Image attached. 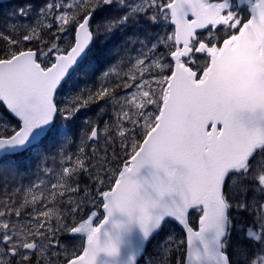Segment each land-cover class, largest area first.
I'll list each match as a JSON object with an SVG mask.
<instances>
[{
    "label": "snow or ice",
    "instance_id": "1",
    "mask_svg": "<svg viewBox=\"0 0 264 264\" xmlns=\"http://www.w3.org/2000/svg\"><path fill=\"white\" fill-rule=\"evenodd\" d=\"M3 7L0 264H264V0Z\"/></svg>",
    "mask_w": 264,
    "mask_h": 264
},
{
    "label": "rangeland",
    "instance_id": "2",
    "mask_svg": "<svg viewBox=\"0 0 264 264\" xmlns=\"http://www.w3.org/2000/svg\"><path fill=\"white\" fill-rule=\"evenodd\" d=\"M6 1V2H4ZM24 2V0H0V5L4 6L3 7V11H9L12 8L16 7L17 5H22ZM91 86V85H89ZM103 103V102H101ZM95 112V106H93V108L91 110L88 111V115H93ZM37 180V175L34 174H29L28 176H26L23 180H18L16 182H14L15 186H19L21 188L27 187V185L33 181ZM2 193H0V197H2Z\"/></svg>",
    "mask_w": 264,
    "mask_h": 264
},
{
    "label": "water",
    "instance_id": "3",
    "mask_svg": "<svg viewBox=\"0 0 264 264\" xmlns=\"http://www.w3.org/2000/svg\"><path fill=\"white\" fill-rule=\"evenodd\" d=\"M247 52L246 51H244V50H241L240 52H239V54H238V59H240V60H244V59H246L247 58Z\"/></svg>",
    "mask_w": 264,
    "mask_h": 264
},
{
    "label": "flooded vegetation",
    "instance_id": "4",
    "mask_svg": "<svg viewBox=\"0 0 264 264\" xmlns=\"http://www.w3.org/2000/svg\"><path fill=\"white\" fill-rule=\"evenodd\" d=\"M4 2H6V1H4Z\"/></svg>",
    "mask_w": 264,
    "mask_h": 264
}]
</instances>
